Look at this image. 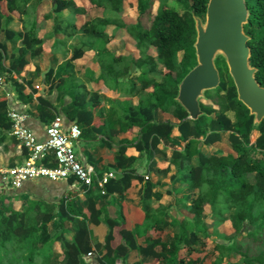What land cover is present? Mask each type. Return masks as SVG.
Returning a JSON list of instances; mask_svg holds the SVG:
<instances>
[{"label": "trees", "instance_id": "1", "mask_svg": "<svg viewBox=\"0 0 264 264\" xmlns=\"http://www.w3.org/2000/svg\"><path fill=\"white\" fill-rule=\"evenodd\" d=\"M29 1L0 0V78L14 87L21 104L11 107L23 111L22 105L33 102L34 94L39 92L33 79L23 78L20 81L18 77L27 72H33L35 77L42 74L44 83L49 86L46 94L37 97V113L43 123H49L59 113L54 102L56 97L53 99L56 93L62 103L68 97V102L63 106L64 113L70 121L83 127V136L112 134L115 128H118L117 133L125 132L137 127L140 136L133 144L138 150L156 148L160 143L174 149L172 163L178 168L182 181L188 182L191 189H198L199 192L189 205L194 217L175 222L181 230L172 242H164L160 237L148 241L149 252L158 260V264H164L163 260L169 254L173 261L183 243L191 253L195 244L204 243V239L209 237L216 242L219 251L216 264H221L225 257L230 256L237 260L228 264H264V119L259 125L254 124V115L238 99L230 73H221L220 86L206 91V98L201 99L202 109L206 113L198 119H189L187 110L176 100L179 83L197 64L195 16H206L209 0H175L184 8L183 13L172 7L169 0H159L155 12V0H138L139 19L135 23L123 20L126 0H90L93 8L104 11V16L97 17L92 15L91 9L79 5L76 0H54L51 10L44 15V20L53 21L51 32L40 33L36 21L21 31L10 29L8 24L14 15L24 13ZM246 3L250 15L244 30L250 36V64L257 68L256 77L264 86V0H246ZM66 11L69 13L64 14ZM77 15H84L85 22L75 23ZM110 25H115L114 35L106 30ZM120 32H126L135 40L138 57L117 54L116 46L109 47L114 41L121 43ZM79 34L96 43L101 53L100 61L94 62L101 66L102 71L95 77L94 71L88 68L90 81L99 83L104 80L107 84L105 89L112 83L118 89L119 85L129 81L124 92L129 97L138 96L137 103H133L129 97L122 104L113 101L110 114L105 116V108H99L104 99L100 90H89L87 84L76 76L75 61L89 51L82 44L73 46L70 57L60 63L59 77L55 66L43 71L40 64L31 61V58L42 55L46 50L47 37L62 39ZM8 40L15 43L20 41V45L9 56L10 65L6 67L4 61L8 58ZM218 57L223 58L227 65L224 56ZM160 67L162 69L159 70ZM1 101L0 126L10 130L12 120L7 113V99ZM98 108L102 122L93 126V116ZM230 112L234 113L235 120L230 117ZM169 115L178 118L179 122H173ZM176 125L181 139L186 143L183 149L172 140ZM222 131H230L231 151L204 153L202 145L220 141ZM127 149L128 144L120 147L117 163H123ZM74 180L70 178L71 182ZM114 183L115 180L107 182L109 191L114 189ZM131 183V178L127 177L121 192ZM152 195V184L146 181L143 199L148 220L153 209L146 199ZM156 197L161 195L156 194ZM94 208L92 205L88 213L92 214ZM2 209L5 215L0 218V264H52L59 261L60 256L51 249L53 237L48 231L52 214H45L36 224H31L26 211L6 206ZM60 210L64 215L70 211L83 212L74 201L68 202L67 206L62 203ZM207 210L211 223L204 219ZM227 219L231 220L234 231L231 234L220 233L216 227ZM110 225L105 261L115 264L116 258L124 256L136 243L132 231H122L124 225L118 220H111ZM212 227L215 229L211 232ZM117 229L122 241L115 247L113 243L117 240ZM90 238L87 225L82 224L73 240L65 243L61 263L80 264L79 256L93 250ZM157 245H162L163 252L154 251Z\"/></svg>", "mask_w": 264, "mask_h": 264}, {"label": "crops", "instance_id": "2", "mask_svg": "<svg viewBox=\"0 0 264 264\" xmlns=\"http://www.w3.org/2000/svg\"><path fill=\"white\" fill-rule=\"evenodd\" d=\"M36 1V3H34ZM54 0H30L27 4V10L24 13L14 15L11 22L8 24L10 29L21 31L24 28H29L34 21L38 23V30L40 33H49L53 27L51 19L44 20V15L48 13ZM124 3V12L126 11V4ZM76 2L87 9H91V13L98 9L93 8L90 0H76ZM51 3L50 8L46 9V4ZM42 6L45 8L43 9ZM138 6V4H137ZM68 14L66 11L64 14ZM93 15V14H92ZM127 23H135V21H128L123 17ZM85 22L84 15H77L75 23L82 24ZM107 32L110 35L115 34V25L107 27ZM122 33V32H120ZM75 37H85L84 35H75L72 37H64L62 39L46 38V50L42 55L31 58V61L40 64L43 71L48 70L51 66H55L56 75L59 77L61 70L58 68L60 63L70 57L72 47L81 44L74 43L69 45L68 41ZM121 43L119 41L112 42L109 47L116 46L117 54L123 56L131 55L138 57L139 51L135 47V40L126 32L120 35ZM87 38V37H86ZM8 58L5 59L4 65H10L11 54L15 51V47L20 45V41L15 43L8 40ZM128 46L136 49L137 52L124 53ZM84 57L77 59L76 74L84 75L85 78H79L87 84L89 90L99 89L100 93L111 98L109 103L102 104L99 108H105V116L109 115L111 103L117 102L122 104L128 95L124 90L125 83L116 88L114 83L108 85L104 80L99 83L90 81L88 77V68L94 71V76L98 77L101 73V66L94 61H100L97 48H87ZM92 49V50H91ZM120 49V50H119ZM122 51V52H121ZM135 51V50H134ZM55 57L58 59L56 60ZM129 57V56H127ZM91 59V62L89 60ZM79 67L77 68V66ZM32 69L31 66L28 67ZM162 67L159 68V70ZM139 72L136 73L138 75ZM18 77L17 75H14ZM77 76V75H76ZM78 77V76H77ZM23 78L33 79L35 86L39 92L34 94V101L23 104V111H27L30 115L27 120V125L35 132L36 137L43 141L46 139L45 125L38 117L37 105L38 95L46 94L48 85L43 81V75L34 76L33 72L23 73L22 77H18L21 81ZM140 85V82L137 83ZM8 93H11L9 96ZM56 97V99H55ZM58 94H54V102L58 108V114L64 118L65 125L68 128L75 121H70L64 113L63 106L68 102V97L65 103L57 98ZM7 99L8 107L20 105V101L16 98V91L14 87L6 82V85L0 87V105L1 100ZM133 103H137L138 96L129 97ZM206 98V97H205ZM97 109L93 116L92 125H99L102 122L100 109ZM230 117L235 120L234 113H229ZM163 117V116H162ZM170 119L178 123L179 119L173 115H169ZM83 128V127H81ZM118 128L113 129L112 134H85L81 136L80 142L76 144L75 150L78 156L87 164L94 167L96 172L101 176L106 172H114V177L109 180H115L112 184L114 189L109 191L107 184L105 186L106 192L103 193L101 187L97 184L90 188L82 186L79 182L74 180H59L52 181L46 178L34 179L26 181L20 188H13L10 185H5L2 182L0 174V218L5 213L3 207L17 211H26L28 222L36 224L45 214H52L51 220L48 223V231L52 235L51 249L57 253L59 261L52 264H63L62 256L65 253V243L72 241L75 232L82 225L86 224L90 232V240L93 250L89 253H83L79 256L80 264H105V255L107 248L105 246L107 237L111 231L110 221L118 220L124 226L122 231H132L134 235L135 246H131L124 256H118L115 264H158V260L152 253L149 252L150 247L148 241L156 237H160L164 242H172L175 235L180 232V227L175 225L177 220L182 221L184 218L192 219L194 214L189 210V205L192 204L194 198L197 196L199 190L191 189L188 182L181 179L178 168L172 163V156L174 149L171 146H166L160 143L156 148L148 147L147 150H138L134 146L135 139L140 136L138 134L139 128L135 127L125 132H118ZM230 131L221 132V140L216 141L210 145L203 144L202 151L206 154H222L231 151V143L229 140ZM204 137H201L203 139ZM172 140L182 147H185V141L181 139V132L176 125L172 132ZM128 144L126 155L123 163H117V155L122 145ZM27 153L20 143L13 137L9 130L3 129L0 126V173L1 170L8 169L17 165H21L26 159ZM197 159V158H196ZM127 177L131 178V185L127 187L124 192L121 189L127 181ZM143 178V180H140ZM146 181L152 184L153 195L146 199V202L152 207L150 220L147 219V213L144 210L145 200L143 193L145 190ZM160 194L161 197H156ZM74 201L78 209H82V213L68 212L64 215L61 212L60 206L62 203L67 206L68 202ZM94 205L92 214L88 213L89 208ZM161 208H164L162 211ZM204 219L211 223L209 218V210L205 211ZM110 220V221H109ZM220 233L231 234L234 231L232 222L227 219L218 227ZM215 228H210L212 232ZM117 240L113 243L116 247L121 243L122 238L117 229ZM127 244V243H126ZM194 250L189 253L188 247L185 243L182 244L181 249L176 258L171 261V255L163 260L164 264H216L219 261V251L216 248V242L209 238L204 239V243L199 242L194 245ZM155 252H163L162 245H157ZM184 260V262H182ZM234 257H225L221 264H228L229 261L235 262ZM106 264H109L106 262Z\"/></svg>", "mask_w": 264, "mask_h": 264}, {"label": "water", "instance_id": "3", "mask_svg": "<svg viewBox=\"0 0 264 264\" xmlns=\"http://www.w3.org/2000/svg\"><path fill=\"white\" fill-rule=\"evenodd\" d=\"M250 15L246 0H209L206 20L195 16L197 64L179 83L176 100L188 112L189 119H198L206 112L201 99L206 91L220 86L222 77L216 59L224 56L236 86L238 99L254 115V124L264 119V86L256 77L257 68L250 64V36L244 25Z\"/></svg>", "mask_w": 264, "mask_h": 264}, {"label": "built area", "instance_id": "4", "mask_svg": "<svg viewBox=\"0 0 264 264\" xmlns=\"http://www.w3.org/2000/svg\"><path fill=\"white\" fill-rule=\"evenodd\" d=\"M5 85L6 80L0 78V87ZM7 113L12 120L9 132L26 150L27 156L21 165L1 170L5 185L20 188L26 181L34 179L59 181L74 178L86 188L97 184L103 193L106 192L105 186L115 174L109 171L100 176L93 166L78 156L75 146L80 142L82 130L77 123L67 128L63 116L57 113L45 125L46 139L40 141L26 123L30 117L27 111L9 107Z\"/></svg>", "mask_w": 264, "mask_h": 264}, {"label": "rangeland", "instance_id": "5", "mask_svg": "<svg viewBox=\"0 0 264 264\" xmlns=\"http://www.w3.org/2000/svg\"><path fill=\"white\" fill-rule=\"evenodd\" d=\"M34 3H36V1H34ZM137 4H138V0H128L127 1V4H126V8L127 9L124 12L123 17L126 18L128 21H131V20H133V21L136 20L137 21L139 19V10H138ZM159 4H160V1L159 0H155L154 1V5H153L154 12L157 10ZM169 4L172 7L176 8L179 12H181V13L184 12V8L177 1H175V0H169ZM46 5H48V6H46V9L47 8H50L49 6H51V3H48ZM42 8L44 9L45 6L44 7L42 6ZM92 14H93L94 17L104 16V11H103V9H96V10H94L92 12ZM203 19L206 20V16ZM74 43H81L86 48H93V49L94 48H97L96 47L97 46L96 43L87 40L86 37H75L74 39H71V40L68 41V44L69 45L74 44ZM131 51L132 52H137V50L136 49H133V47L131 48V46H128V48L125 51H123V52L124 53H127V52H131ZM98 53H99V55L101 54L99 50H98ZM127 56H129V58H130L131 55H127ZM216 64H217V67L220 69V72L223 73V75H226V74L229 75L228 67L224 63L223 58L218 57L216 59ZM78 67H79V65L77 66V68ZM76 75L78 76V78H85L84 75H82V74H80V75L76 74ZM129 84H130L129 81H125V85L126 86H129ZM103 98L105 100L104 104H106V107H107V103H109L108 101H110L111 98L108 97V96H106V95H104ZM257 245L260 246V243H258ZM254 250H256V249H254ZM257 250H259V249L257 248Z\"/></svg>", "mask_w": 264, "mask_h": 264}]
</instances>
